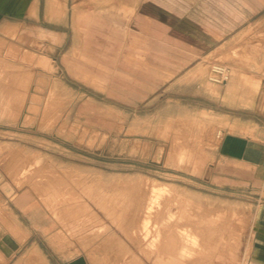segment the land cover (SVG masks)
Segmentation results:
<instances>
[{
    "label": "rangeland",
    "instance_id": "obj_1",
    "mask_svg": "<svg viewBox=\"0 0 264 264\" xmlns=\"http://www.w3.org/2000/svg\"><path fill=\"white\" fill-rule=\"evenodd\" d=\"M263 78L264 0H0V264H254Z\"/></svg>",
    "mask_w": 264,
    "mask_h": 264
},
{
    "label": "crops",
    "instance_id": "obj_2",
    "mask_svg": "<svg viewBox=\"0 0 264 264\" xmlns=\"http://www.w3.org/2000/svg\"><path fill=\"white\" fill-rule=\"evenodd\" d=\"M259 83L261 85L258 90L255 89L257 92L252 97L247 93L236 92L233 103L240 110L228 115L231 117V129L237 132L229 133L222 142L229 143L227 154L255 168L264 184V125L255 117L264 115V94H260L264 78ZM252 257L254 264H264V204L259 208L252 240Z\"/></svg>",
    "mask_w": 264,
    "mask_h": 264
},
{
    "label": "bare ground",
    "instance_id": "obj_3",
    "mask_svg": "<svg viewBox=\"0 0 264 264\" xmlns=\"http://www.w3.org/2000/svg\"><path fill=\"white\" fill-rule=\"evenodd\" d=\"M218 67H219V66H218ZM219 68H221V67H219ZM213 69H214V68H213ZM221 70H222V69H221ZM221 70H220V71H221ZM210 76H211V75H210ZM210 76H209V77H210ZM224 76H225V75H224ZM258 87H259V81H255V82H254V88H255L256 90H258Z\"/></svg>",
    "mask_w": 264,
    "mask_h": 264
},
{
    "label": "water",
    "instance_id": "obj_4",
    "mask_svg": "<svg viewBox=\"0 0 264 264\" xmlns=\"http://www.w3.org/2000/svg\"><path fill=\"white\" fill-rule=\"evenodd\" d=\"M82 263V259L78 260L75 264H80Z\"/></svg>",
    "mask_w": 264,
    "mask_h": 264
}]
</instances>
